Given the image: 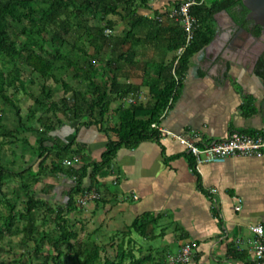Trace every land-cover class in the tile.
Returning <instances> with one entry per match:
<instances>
[{"label": "trees", "instance_id": "16d2710c", "mask_svg": "<svg viewBox=\"0 0 264 264\" xmlns=\"http://www.w3.org/2000/svg\"><path fill=\"white\" fill-rule=\"evenodd\" d=\"M187 1L194 2L190 15L196 20V28L193 40L178 56V49L186 42L183 27L179 22L159 23L140 14V9L148 7V0H0V105L3 106L0 264H147L152 261L154 257L148 251L160 237L157 229L161 218L151 213L136 218L126 230L117 232V243H99L89 236L79 240L73 215L82 212L77 196L85 190L83 182L92 164L75 147V142L52 148L46 143L51 141L50 132L65 121L107 126L105 131L114 138H110L102 161L94 164V174L108 167L120 148L131 149L145 140L160 138L161 133L152 125H160L177 100L193 55L214 39L215 16L226 12L236 25L253 24L247 20L249 11L241 0H180L170 5ZM124 24L128 28L123 36L118 27ZM142 29L149 31L150 36H145L151 40L166 35L164 48L176 56L169 63L156 60L146 63L143 82L137 86L127 82L128 75L120 63L124 59L129 64L136 57L135 47L140 44ZM125 45L130 50L123 53ZM27 69L42 84L39 93L28 92L31 104L23 115L16 95L27 92L26 83L35 85L31 77L28 81L23 78ZM256 73L264 78L261 64ZM49 82L56 87L49 86ZM57 87L63 90L59 99L55 98ZM143 87L149 90L146 104H120L112 110L116 100L121 101ZM243 107L248 114L255 112L250 99ZM5 113L14 116L13 128L7 125ZM110 117L115 121L111 122ZM256 134L264 138V132L248 133ZM30 136L35 138L34 144ZM6 144H17L22 159L31 153L33 159L40 160L38 171L26 167L24 162L25 166H17L14 161L5 163ZM48 152L54 154L52 170L76 179L65 206L52 208L35 189L40 177L48 171L44 158ZM74 156L79 157L80 164L64 167L63 161ZM134 234L145 239L149 248L131 238ZM17 237L20 240L14 242ZM5 253L12 254L4 256ZM229 253L240 257L234 249Z\"/></svg>", "mask_w": 264, "mask_h": 264}, {"label": "crops", "instance_id": "0c3cea01", "mask_svg": "<svg viewBox=\"0 0 264 264\" xmlns=\"http://www.w3.org/2000/svg\"><path fill=\"white\" fill-rule=\"evenodd\" d=\"M176 1L180 0H148V7L139 13L153 16ZM120 26L124 36L128 26ZM215 27L212 42L191 58L180 94L159 125L167 134L145 140L135 148H120L108 167L93 174L94 164L102 161L110 138H114L105 131L107 126L65 121L50 132L51 141L46 143L49 148L75 142V147L81 149L92 164L83 187L101 195L87 208L80 207V214L73 215L80 241L89 236L99 243H117V232L151 213L161 218L157 229L160 237L152 242L148 252L154 258L147 264H167L168 256L187 242L198 245L188 264H256L255 235L249 227L264 228V157H229L221 163L200 165L195 171L194 159L177 140L184 137L202 145L226 139L234 132H264V78L256 73L258 64L264 69V36L254 24L236 25L226 12L215 16ZM145 35L149 31L142 29L131 63L124 59L120 63L128 75L127 82L137 86L143 82L146 63H169L176 56L164 48L166 35L157 41ZM129 50L125 45L122 52ZM139 92L146 96L142 103L146 104L149 90L143 87ZM249 99L255 108L252 114L243 107ZM120 104H125L124 99L116 100L112 110ZM29 140L35 143L33 136ZM16 145L4 146L3 161L32 166L37 172L40 160L33 159L31 153L22 159L21 148ZM47 154L44 158L48 171L35 189L52 208L65 206L75 182L52 170L54 154ZM208 189L217 190V204L205 191ZM215 206L223 218L218 217ZM131 238L140 242L135 235ZM142 242L145 249L149 248L145 239ZM231 249L240 257L232 256Z\"/></svg>", "mask_w": 264, "mask_h": 264}, {"label": "built area", "instance_id": "2783aa9c", "mask_svg": "<svg viewBox=\"0 0 264 264\" xmlns=\"http://www.w3.org/2000/svg\"><path fill=\"white\" fill-rule=\"evenodd\" d=\"M194 2H182L178 5H170L165 10L154 14L153 16H146L149 19H154L159 23L175 21L179 22L186 34V42L183 47L178 49L177 55L180 56L185 48L193 40L196 20L190 15V8ZM147 98L141 92L130 94L124 99L126 105H133L146 102ZM161 134H167L159 125H152ZM180 145L184 146L187 153L194 159V170L197 171L200 165L208 163H221L229 157H263L264 152V138L261 134L247 135L243 133L234 132L226 139L215 140L205 144H195L184 137L177 138ZM80 164V159L74 156L72 159H65L63 165L65 167H76ZM75 178L73 181L75 182ZM212 200L217 204L215 196L218 194L217 190H205ZM101 198L97 190H83L77 196V203L81 208H87L90 203L95 202ZM136 198V197H135ZM213 202V203H214ZM218 210V217L223 218L222 211ZM249 230L255 235L253 239V248L255 254L256 264H264V228L261 225L250 226ZM198 245L195 242H187L183 244L176 254L169 255L167 264H188L191 262Z\"/></svg>", "mask_w": 264, "mask_h": 264}, {"label": "rangeland", "instance_id": "374dc122", "mask_svg": "<svg viewBox=\"0 0 264 264\" xmlns=\"http://www.w3.org/2000/svg\"><path fill=\"white\" fill-rule=\"evenodd\" d=\"M118 30H119V33H121L122 26L118 27ZM30 77L35 82V85H31V83H28V84L26 83L27 92L24 93V91H21V92H19L16 95L17 99L19 100L18 101V105L20 106V109H21V112H22L23 115H26V113L28 111V107L31 104V101H30L28 92L39 93L38 91H39V88H40V86L42 84V81L39 78H37L36 76L31 75L29 69H27V71L23 73V78L28 81V80H30ZM49 86L56 87L52 82H49ZM57 90H58V92H57L55 98L56 99H59L63 95V90L61 89V87H57ZM2 108H3V106L0 105V113L2 112ZM5 116H6V118H8L6 120L7 125L10 128H13V126L16 125L15 123L12 122L14 116L13 115H8V113H7V115L5 113ZM29 124H31V122ZM32 124H34V123H32ZM5 156L6 157L8 156L9 159L11 158L10 155H9V153H7V155H5ZM134 235L136 236V234H134ZM19 240H20V237H17V238L14 239V242H18ZM139 244L144 245L141 239H140ZM8 254H12V253H8ZM8 254L5 253L4 256H6Z\"/></svg>", "mask_w": 264, "mask_h": 264}, {"label": "water", "instance_id": "95a60500", "mask_svg": "<svg viewBox=\"0 0 264 264\" xmlns=\"http://www.w3.org/2000/svg\"><path fill=\"white\" fill-rule=\"evenodd\" d=\"M248 9L247 20L253 21V24L259 26L261 35L264 36V0H241ZM241 31H244L241 28Z\"/></svg>", "mask_w": 264, "mask_h": 264}]
</instances>
